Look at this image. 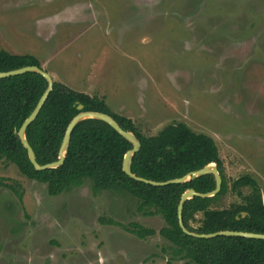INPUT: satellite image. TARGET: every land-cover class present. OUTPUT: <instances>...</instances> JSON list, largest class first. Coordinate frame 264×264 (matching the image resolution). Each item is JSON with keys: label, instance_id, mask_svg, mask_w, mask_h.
Listing matches in <instances>:
<instances>
[{"label": "rangeland", "instance_id": "obj_1", "mask_svg": "<svg viewBox=\"0 0 264 264\" xmlns=\"http://www.w3.org/2000/svg\"><path fill=\"white\" fill-rule=\"evenodd\" d=\"M0 49L33 55L144 135L184 123L211 137L228 182L249 175L264 202V0H0ZM136 204L88 180L50 196L0 158V264H184L158 234L161 216Z\"/></svg>", "mask_w": 264, "mask_h": 264}, {"label": "trees", "instance_id": "obj_2", "mask_svg": "<svg viewBox=\"0 0 264 264\" xmlns=\"http://www.w3.org/2000/svg\"><path fill=\"white\" fill-rule=\"evenodd\" d=\"M24 66L41 68L33 55L11 54L0 49V72ZM47 86L46 79L37 72L0 79V158L14 164L27 178L46 184L50 196L79 187L85 180L90 182L95 195L101 191L129 193L137 201L138 213L161 216L165 224L158 234L172 244L173 258L184 260V264H264V240L224 235L197 238L185 234L179 227L177 208L181 195L188 189L198 193L213 191L212 174L163 186L136 181L122 169L123 158L132 143L104 121L81 120L71 132L63 164L35 170L18 131ZM81 111L108 114L122 129L137 137L141 146L132 157L131 172L138 177L165 182L209 164L216 165L222 178L220 191L211 197L195 196L183 203L182 221L190 232L209 234L230 230L264 234V202L258 182L243 175L229 183L211 137L192 131L184 123L168 124L154 135H144L130 118L112 113L102 98L75 91L55 80L39 113L25 131L40 165L58 159L66 127ZM245 187L250 192L244 195L241 189ZM228 193L236 194L239 201L217 206ZM100 221L121 226L139 239L156 234L154 229L138 223L124 226L113 220Z\"/></svg>", "mask_w": 264, "mask_h": 264}, {"label": "water", "instance_id": "obj_3", "mask_svg": "<svg viewBox=\"0 0 264 264\" xmlns=\"http://www.w3.org/2000/svg\"><path fill=\"white\" fill-rule=\"evenodd\" d=\"M26 72H37L40 75H42L48 83L47 89L44 91V93L40 97L39 101L37 102L35 108L30 113V115L25 119V121L22 123V125L18 131L19 139H20L22 145L24 146V148L26 149L29 161L31 162V164L33 165L35 170L41 171V170H45V169L56 168V167L62 165L63 161L65 159V154H66L68 146H69L70 135H71L73 128L81 120H84L87 118L98 119V120L104 121L105 123L110 125L121 136H123L130 143H132V148L126 152V154L123 158L122 169L126 175H128L130 178H132L136 181L144 182V183L151 184L154 186H163V185H167V184H171V183H184V182H187L189 180L195 179L197 177H200V176H203L206 174H212L214 176L215 189L213 191L207 192V193H198L193 189H188L181 195L179 205L177 208V219H178L179 227L181 228V230L185 234L193 236V237H197V238H212V237L224 235V236H240V237H245V238L264 240V234H262V233H251V232L230 231V230H223V231H218V232L209 233V234H198V233L190 232L184 226L183 221H182L183 203L186 200L193 198L195 196L211 197V196L216 195L220 191L221 184H222V178H221L220 173L218 172L216 165L215 164H209V165H207V166H205L199 170L188 173V174H186L180 178L171 179V180H168L165 182H156V181L148 180V179H145L142 177H138L131 172V161H132L133 155L137 151H139V149H140V146H141L140 141L137 139V137L133 133L122 129L121 126L117 123V121L108 114L101 113V112H95V111H81V112H79L70 121V123L66 127V130H65L63 138H62L61 145L59 147L58 159L54 162H50V163H47L44 165H40L36 161L35 154H34L32 147L30 146V144L28 143V141L25 138V131H26V128L28 127V125H30V123L35 119V117L39 113L41 107L43 106L45 100L48 97L49 92L52 90L53 79L50 76V74H48L45 70H43L42 68H39L37 66H24L21 68L10 70V71L0 72V79L10 77V76L20 75V74H23ZM78 108L81 109L82 106L79 105ZM244 215H245V213H242V216H244Z\"/></svg>", "mask_w": 264, "mask_h": 264}]
</instances>
